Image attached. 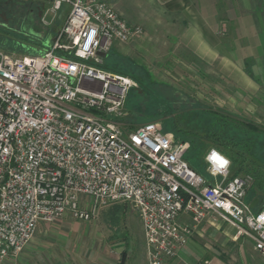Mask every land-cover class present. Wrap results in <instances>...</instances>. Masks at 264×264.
I'll return each instance as SVG.
<instances>
[{"label":"built area","instance_id":"2783aa9c","mask_svg":"<svg viewBox=\"0 0 264 264\" xmlns=\"http://www.w3.org/2000/svg\"><path fill=\"white\" fill-rule=\"evenodd\" d=\"M40 1L45 25L69 6L51 47L22 56L0 49V264L41 222L89 221L116 204L140 217L149 264L175 258L205 222L230 224L264 258V205L252 207L250 180L230 175L228 156L209 151V180L160 122L128 129L133 80L106 68L100 52L143 29L107 0Z\"/></svg>","mask_w":264,"mask_h":264},{"label":"rangeland","instance_id":"374dc122","mask_svg":"<svg viewBox=\"0 0 264 264\" xmlns=\"http://www.w3.org/2000/svg\"><path fill=\"white\" fill-rule=\"evenodd\" d=\"M107 1L129 24L143 29L105 57L110 67L133 80L126 110L134 117L128 129L157 121L176 135L167 127L185 118L194 130L185 141L186 156L198 172L209 178L205 157L216 149L214 141L225 143L227 154L243 156L232 164L230 175L249 178L248 199L263 205L264 0H216L211 17L200 0ZM45 10L40 0H0L1 49L22 56L20 49L51 47L69 6L51 25L42 22ZM210 133L214 139L207 137ZM118 205L123 207L119 221L111 218V206L89 221L66 214L41 222L25 249L3 264H116L124 250L125 264H149L140 217L129 204ZM202 234L201 243L230 264H264L243 237Z\"/></svg>","mask_w":264,"mask_h":264},{"label":"crops","instance_id":"0c3cea01","mask_svg":"<svg viewBox=\"0 0 264 264\" xmlns=\"http://www.w3.org/2000/svg\"><path fill=\"white\" fill-rule=\"evenodd\" d=\"M213 1L216 0H200V2H202L204 5H208L207 7L204 8L206 16L209 15L211 17L216 15V11L214 10L215 7L213 6ZM58 19L59 18H57L56 21L54 22H57ZM209 180H211V178H209ZM254 200H252V202ZM258 204H259V200H258ZM205 230L213 231L214 233H218L221 235L223 233L226 234L232 233L234 239L236 236L235 228L228 223L219 222L217 226L216 225L213 226L209 222H205L198 228V230L196 231L194 237L189 242V244L185 248L181 249L175 258L168 260L166 264H199V263L230 264L226 259L222 258L220 255L213 253V249L211 248V246L203 245L201 243L203 239L200 236H203L202 231ZM242 240H245L252 244V242L246 238H242Z\"/></svg>","mask_w":264,"mask_h":264},{"label":"trees","instance_id":"16d2710c","mask_svg":"<svg viewBox=\"0 0 264 264\" xmlns=\"http://www.w3.org/2000/svg\"><path fill=\"white\" fill-rule=\"evenodd\" d=\"M23 47V46H22ZM1 49V47H0ZM6 50V49H5ZM8 50V49H7ZM11 50H17L16 47H12ZM21 52L23 55H29V54H33V55H39L41 53H43L44 51L43 50H33V52H30L28 48L26 49H20ZM8 53H10L9 51H6ZM119 66H122V64L119 63V65H117V67ZM105 67L108 68V69H111V70H114V71H117L121 74H124V75H127V76H130V74L128 72H125L124 70H119V69H115V68H112L110 67L107 63H105ZM123 67V66H122ZM124 69V68H123ZM131 77V76H130ZM127 105V103H126ZM132 107V106H131ZM133 109V107H132ZM131 110V109H130ZM130 112V111H129ZM131 113V112H130ZM130 113H127L126 117L124 118V121H126L127 123H132V119H133V114H130ZM147 123V122H146ZM131 125V124H130ZM191 127V128H190ZM133 128V126H132ZM193 127H192V124H190L188 122V120H186L185 118H176V119H173L172 123H171V126L170 127H167V130H170L172 132H174L178 138L179 141L181 142H185V141H189V137L190 136H193V131L192 130ZM211 136H207L209 139H214V137L212 136L213 133H210ZM215 135V134H213ZM213 137V138H212ZM215 144L217 145L216 146V149H218L220 152H222L223 154H225L226 156H228L231 161H232V164L234 163H237L240 159V157H243L242 155L240 154H236L237 156L236 157H233L232 154H227L225 151H224V147H226V144L225 143H222L220 142L219 140H216L214 141ZM186 160L191 164V166L193 168L196 169V167L192 164V162L190 161V158H188V156H186ZM197 171H199L198 169H196ZM237 175H233L232 177H235ZM250 200V199H249ZM252 201V200H250ZM260 204V203H259ZM264 205V204H263ZM123 210V207L121 205H116V206H113V208L111 209V213H112V216L111 218L113 219V221H119V218H120V212ZM111 219V220H112ZM126 256H127V251L124 250L122 253H121V260L118 264H125V261H126Z\"/></svg>","mask_w":264,"mask_h":264},{"label":"water","instance_id":"95a60500","mask_svg":"<svg viewBox=\"0 0 264 264\" xmlns=\"http://www.w3.org/2000/svg\"><path fill=\"white\" fill-rule=\"evenodd\" d=\"M100 55L103 56V57L106 56V54L103 53V52H100ZM257 204H258V199H255V200L252 202V207L255 208Z\"/></svg>","mask_w":264,"mask_h":264}]
</instances>
